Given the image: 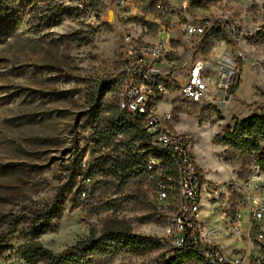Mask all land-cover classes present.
I'll list each match as a JSON object with an SVG mask.
<instances>
[{"label": "rangeland", "instance_id": "1", "mask_svg": "<svg viewBox=\"0 0 264 264\" xmlns=\"http://www.w3.org/2000/svg\"><path fill=\"white\" fill-rule=\"evenodd\" d=\"M10 1L18 13L11 23L0 21V236H6L0 264H26L20 257L25 242L20 232L7 235L10 220L24 215L19 230H25V217L57 196L64 213L55 230L39 240L56 254H72L91 236L108 235L117 253H109L105 264H206L199 256L161 262L168 248L156 239L166 234L167 213L151 192L132 181L119 187L102 175L84 183L87 171L79 176L76 161L100 156L92 105L103 104L101 118L106 110L116 112L120 28L126 26L142 42L172 44L177 64L192 57L217 65L231 54L236 89L226 99L217 94L213 103L194 104L174 92L164 104L173 113V129L192 139L208 180L245 177L253 152L232 134L237 123L249 118L248 110L264 106V0H131L125 13L113 0H55L52 27L46 24L53 0ZM67 6L72 10L67 12ZM186 20L208 22L209 31L187 43ZM229 24L237 31L230 32ZM217 81L213 76L212 83ZM83 184L87 202L78 192ZM130 239L137 245L126 246ZM221 243L228 254L238 246L252 264H264V239ZM92 258L93 264L103 260Z\"/></svg>", "mask_w": 264, "mask_h": 264}, {"label": "built area", "instance_id": "2", "mask_svg": "<svg viewBox=\"0 0 264 264\" xmlns=\"http://www.w3.org/2000/svg\"><path fill=\"white\" fill-rule=\"evenodd\" d=\"M113 2L125 13L131 0ZM208 26V22L186 20L182 25L185 42L197 41L209 31ZM227 28L237 31L232 24ZM120 33L122 71L117 106L127 122L138 126L140 139L116 151L122 158L134 160L132 170L141 175V183L167 213L166 234L156 239L158 245L168 248L161 262L171 261L170 255L175 257L178 250L189 249L206 264H252L243 248L235 246L228 254L221 241L248 245L252 239L260 243L264 239V148L252 153L245 177L210 181L194 156L192 139L173 129V113L164 104L174 92L194 104L213 103L217 94L226 99L232 94L231 54L217 65L192 57L177 64L172 44L142 42L126 26H121ZM215 75L216 84L212 83ZM248 115L264 119V106L248 110ZM95 163L92 157H80L76 171H87ZM80 196L87 202V192Z\"/></svg>", "mask_w": 264, "mask_h": 264}, {"label": "trees", "instance_id": "3", "mask_svg": "<svg viewBox=\"0 0 264 264\" xmlns=\"http://www.w3.org/2000/svg\"><path fill=\"white\" fill-rule=\"evenodd\" d=\"M8 1L11 5L4 1H0V21L11 23V19H13L18 12L15 3H11L10 0ZM54 1L55 0H53L50 6V10L47 11L46 25L49 27L54 25L53 21L56 19L55 12L57 10V5ZM64 6L65 3L61 7L62 11L64 10ZM118 88L119 84L116 90V104L114 105L116 112L109 114L110 112L106 110L103 113L104 116L101 118L103 104L92 105L94 108L93 110L96 111L92 121V131L95 141L99 146L98 151L100 156L95 159L96 163L89 167L84 180H90V178H96L102 175L105 179L109 180V183L118 182L119 187H122L128 181H132L135 185L141 186L143 185L141 183V175L132 170L135 163L134 160L122 158L120 152L116 151L118 148L140 139L138 126L135 123L127 122L118 110ZM235 89L236 84L235 81L232 80L230 93H233ZM98 102L99 101H96V103ZM232 139L236 142L240 139L244 140V146L252 150L253 153L263 149L264 147L262 148L261 144H264V119L252 117L247 118L241 123H237L232 134ZM109 149L113 153L112 156H109ZM81 173L78 174L81 175ZM109 173L112 174L111 179H109ZM85 187V185L80 187L78 190L79 196L83 191L86 192ZM63 213L64 203L60 197L57 196L51 204L36 209L32 216H28L29 218L25 217L29 222L25 230H19L20 225L24 222V215L16 216L14 219L10 220V230H8L7 235H15L20 232V238L25 240L20 250V257L26 264H93L94 258L92 257L94 255H98L103 259L100 264H105L106 262L104 261L109 258V253H113V255L117 253V249L109 245L115 239L108 235L98 238L91 236L86 241L75 246L73 248V253L69 255L56 254L50 249L45 248L39 241L40 237L55 230L56 223L62 217ZM5 218H8V215L5 216ZM113 235L115 236V234ZM131 239L130 241H128L129 239L125 241L127 242L125 244L126 246L137 245H134L135 242H132ZM5 243L6 236H0V245H4ZM189 256L198 255L189 249L178 250L170 263Z\"/></svg>", "mask_w": 264, "mask_h": 264}, {"label": "bare ground", "instance_id": "4", "mask_svg": "<svg viewBox=\"0 0 264 264\" xmlns=\"http://www.w3.org/2000/svg\"><path fill=\"white\" fill-rule=\"evenodd\" d=\"M226 57L228 58L229 57V54L228 53H226V54H224V56L222 57V59H223V61H226ZM230 60H231V58H230ZM229 60V61H230ZM229 61H227V65H231V62H229Z\"/></svg>", "mask_w": 264, "mask_h": 264}, {"label": "water", "instance_id": "5", "mask_svg": "<svg viewBox=\"0 0 264 264\" xmlns=\"http://www.w3.org/2000/svg\"><path fill=\"white\" fill-rule=\"evenodd\" d=\"M109 15H110V16H112V18H113V16H114L112 11L110 12V14H109Z\"/></svg>", "mask_w": 264, "mask_h": 264}]
</instances>
